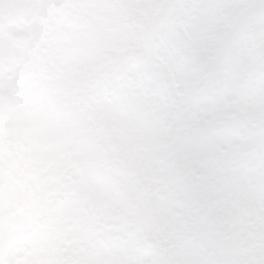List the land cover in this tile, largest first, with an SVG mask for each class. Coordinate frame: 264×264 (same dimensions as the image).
<instances>
[{"label":"snow or ice","instance_id":"snow-or-ice-1","mask_svg":"<svg viewBox=\"0 0 264 264\" xmlns=\"http://www.w3.org/2000/svg\"><path fill=\"white\" fill-rule=\"evenodd\" d=\"M172 134L245 185L264 264V0H0V264H233L223 217L149 218L117 169Z\"/></svg>","mask_w":264,"mask_h":264},{"label":"clouds","instance_id":"clouds-1","mask_svg":"<svg viewBox=\"0 0 264 264\" xmlns=\"http://www.w3.org/2000/svg\"><path fill=\"white\" fill-rule=\"evenodd\" d=\"M114 159L117 169L124 161L123 166L143 173L131 194L147 217L162 214L172 219L190 210L211 214L213 220L219 215L226 226L215 239L233 254V264H256L246 229L233 222L252 206L246 187L239 178L229 180L218 154L201 141L172 134L151 140L134 156L117 148Z\"/></svg>","mask_w":264,"mask_h":264}]
</instances>
